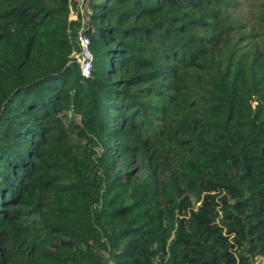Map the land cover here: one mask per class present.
Here are the masks:
<instances>
[{
	"label": "trees",
	"instance_id": "trees-1",
	"mask_svg": "<svg viewBox=\"0 0 264 264\" xmlns=\"http://www.w3.org/2000/svg\"><path fill=\"white\" fill-rule=\"evenodd\" d=\"M76 4L0 0V264L264 258V0H90L89 76Z\"/></svg>",
	"mask_w": 264,
	"mask_h": 264
},
{
	"label": "built area",
	"instance_id": "built-area-1",
	"mask_svg": "<svg viewBox=\"0 0 264 264\" xmlns=\"http://www.w3.org/2000/svg\"><path fill=\"white\" fill-rule=\"evenodd\" d=\"M90 15V0H77L76 6L70 7L68 14L69 20L80 19V27L78 28L73 40L77 46L73 56L80 64L81 73L84 76H89L92 69V54L89 50L90 39L85 33L86 28L89 26Z\"/></svg>",
	"mask_w": 264,
	"mask_h": 264
},
{
	"label": "rangeland",
	"instance_id": "rangeland-1",
	"mask_svg": "<svg viewBox=\"0 0 264 264\" xmlns=\"http://www.w3.org/2000/svg\"><path fill=\"white\" fill-rule=\"evenodd\" d=\"M250 2H245L243 4V6L241 7V13L240 15L241 16H244V15H251V13L253 12V7L252 5L249 4ZM255 4V3H254ZM256 5V4H255ZM254 264H264V258L261 257V256H258L255 260H254Z\"/></svg>",
	"mask_w": 264,
	"mask_h": 264
}]
</instances>
